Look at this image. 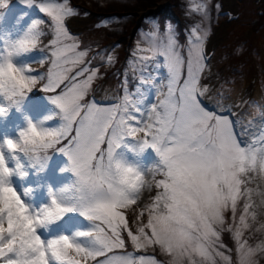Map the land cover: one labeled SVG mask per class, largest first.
I'll return each instance as SVG.
<instances>
[{
    "label": "snow or ice",
    "instance_id": "6c2138e0",
    "mask_svg": "<svg viewBox=\"0 0 264 264\" xmlns=\"http://www.w3.org/2000/svg\"><path fill=\"white\" fill-rule=\"evenodd\" d=\"M23 2L31 4L33 0ZM7 3L0 0V7ZM39 8L54 25L50 66L46 74H32L31 68L27 71L34 83L46 80L41 91L53 93L48 99L59 113H52L49 119L60 115L62 122L47 130L52 137L48 147L67 157L69 164L62 171L70 170L76 179L61 191L59 201L57 194L50 192V205L25 213L23 231H17L13 221L0 214V264H81L77 257L84 261L90 258L96 264H159L154 257L116 254L115 250L125 248L122 230L127 231L136 249L159 246L173 257L172 264H184L185 258L189 264H217L216 257L231 264V257L216 246L225 230L226 213L230 211L235 221L241 198L245 202L239 224L229 226L227 231L237 242L239 264H255V255L264 252V242L252 247L241 238L243 229L250 226L247 218L256 219L257 213L251 211L253 195H259L264 203V191L249 186L255 180L252 173L264 176V123L258 134L249 137L247 129L239 130L243 120L232 112V105L209 110L202 103L207 91V86H201L207 55L204 36L197 32L199 26L192 29L194 39L186 52L171 32L162 36L154 33L158 42L149 49H140L151 53L141 56V62H153L157 69H166L160 83H153L157 102L150 108L142 107L147 99L143 93L135 101L126 93L111 106L95 101L84 104L96 72L91 71L79 81L69 78L72 68L83 63L87 55L77 50L78 44L65 27V18L74 10L67 0H44ZM41 23L39 19L33 21L19 42L22 47L37 49ZM112 59L109 57L110 62ZM86 72L89 70L84 68L77 76ZM69 79L70 86L57 93ZM155 79L150 77L148 82ZM126 137L138 141L141 151L149 146L154 149L158 163L142 171L119 158L117 149ZM146 172H151L150 181ZM153 185L157 191L140 212L141 216L147 212V222L134 233L122 210L135 205L142 189ZM74 210L93 223L92 231L46 242L37 234L38 225L57 221ZM77 236H91L92 243L82 246L75 242ZM41 256L42 261L38 259ZM194 257H200V261Z\"/></svg>",
    "mask_w": 264,
    "mask_h": 264
},
{
    "label": "rangeland",
    "instance_id": "374dc122",
    "mask_svg": "<svg viewBox=\"0 0 264 264\" xmlns=\"http://www.w3.org/2000/svg\"><path fill=\"white\" fill-rule=\"evenodd\" d=\"M173 1L157 0L154 6L143 9V3L140 2L144 0H67L68 7L74 10V14L65 18V27L73 41L78 44L77 50L87 52L84 62L72 68L68 74L69 78L76 77L79 81L85 79L91 71L96 72L84 97V99L87 96L89 98L86 101L83 100L82 103L95 101L102 106H111L120 102L126 93L130 94L134 101L143 93L147 99L142 107L150 108L153 103L157 102L153 83H160V77L166 73V69H157L153 62H141L139 59L141 56L151 53L142 52L140 49H149L158 42L159 37L153 35L154 33L162 36L166 32H171L175 35L181 50L186 52L190 40L194 39L192 29L199 26L197 32L204 36V51L207 55L205 61L207 67L201 78V86H207V91L202 97V103L209 110L232 105V112L237 113L243 120V128L239 130L247 129L249 137L252 133L258 134L260 125L264 123V1L179 0L178 14L184 21L181 28L176 25L178 19L172 18L171 14L166 19H160L161 16H159L160 9L164 5L173 9ZM41 2L44 0H33L31 4L24 3L23 0H8L6 5L0 7V52L3 51L6 40L22 36L34 20L42 21L38 26L42 35L37 49L16 58V63L28 64L33 70L32 74L36 75L46 74L50 66L48 62L51 52L50 42L55 38L51 18L42 13L39 8ZM56 2L64 3V0H56ZM202 5L204 6L203 11L201 10ZM78 6L84 10L79 11ZM135 6L138 10L130 14L135 16L133 21L135 23L137 21L138 26L133 33L131 31L128 33L127 57L124 65H118L115 57L117 51L123 46L121 48L119 44L115 46L111 44L115 43L117 33L127 25L125 23L128 17L119 18L117 14L124 10L131 11L130 9ZM108 9L110 13H106ZM145 12H148V15L139 19V16ZM98 14L104 15L98 17ZM42 25L45 29L41 28ZM83 32H89V36L95 35L98 37L96 40L105 42L103 49L106 53L103 59L100 58L101 53H96L99 49L98 45L90 46L85 44V40L83 42L81 37ZM109 57L113 58L111 62ZM42 58L45 62H40ZM160 59L162 62V58ZM84 68H87L89 72H86L84 76H77V73ZM107 69H111L114 73L109 71L104 74L102 71ZM150 77H156L155 81L148 82ZM70 82L71 79L66 80L57 93L62 91L66 85L70 86ZM44 83L46 80H38L36 89H41ZM137 89L140 91L138 92ZM31 93L23 102L20 111L13 108L7 116H0V140H3L5 136L16 137L17 130L25 127L26 116L37 121L46 115L59 113V109L48 99L53 93L43 92L33 96ZM61 122L60 115H56L46 122V126L58 127ZM50 154L51 159L46 166H30L27 161H24L27 175L23 178L17 175L11 177V182L21 194V198L31 206L30 211L38 212L42 206L50 205L52 198L50 192L55 193L65 184L75 180L70 170L60 171L69 164L67 157L55 150ZM117 156L142 171L151 168L159 161L154 149L149 146L141 151L139 142L132 137L125 138L117 149ZM21 159L24 158L21 157ZM12 165L13 162L9 158V166ZM251 175L255 177V180L249 186L258 191H264V176L258 172ZM146 178L151 180V172H146ZM159 178L158 176L157 179ZM26 189L28 190L27 195L25 194ZM156 191L154 185L151 189L145 187L136 204L122 210L134 233L141 223L147 222V212L143 216L140 212L145 205L151 202ZM261 199L259 195H253L254 208L251 211L257 213L256 219L253 221L250 216L247 218L250 226L243 229L241 238L252 247L264 242V203ZM244 202V198L238 202L235 221L230 211L226 213L224 229L239 224ZM93 229V223L79 211L74 210L66 213L57 221L38 226L36 232L46 242L51 238H58L62 235L72 237L77 232H89ZM230 235L233 241L230 249L223 246L221 241L216 247L231 257V264H239L237 242L231 232ZM122 236L126 241L125 248L115 250L116 254L128 253L134 257H154L159 264H172L173 257L162 251L159 246L136 249L127 237L126 230H122ZM92 239L91 236H77L75 242L87 247L92 243ZM77 258L81 259V264H96V261L90 258L87 261H84L82 257ZM99 259L103 258L97 257V260ZM194 259L200 261V257H194ZM216 261L217 264H224L219 257H216ZM254 261L255 264H264V252H258ZM184 264H189L187 258Z\"/></svg>",
    "mask_w": 264,
    "mask_h": 264
},
{
    "label": "clouds",
    "instance_id": "9594fccd",
    "mask_svg": "<svg viewBox=\"0 0 264 264\" xmlns=\"http://www.w3.org/2000/svg\"><path fill=\"white\" fill-rule=\"evenodd\" d=\"M31 24L19 38L6 40L3 51L0 52V116H7L13 108L20 111L29 93L36 89L37 83L33 82L27 71L29 65L16 63L17 57L36 49H25L19 43L25 38ZM49 116L46 115L37 121L26 116L25 127L17 130L16 137L5 136L3 140H0V214L11 219L17 231L24 230L25 213L31 214L35 211H30L31 206L21 198V194L11 182V177L17 175L23 178L27 175L24 161H27L30 166L41 165L43 167L51 159L50 152L52 149L48 147V144L52 137L47 131L49 127L46 126V122L51 120ZM21 157L24 159L22 160ZM9 158L13 162L11 167L9 166ZM127 164L136 167L133 164ZM17 165L20 167L18 168ZM63 169L65 168H61L60 171L63 172ZM72 183L73 181L65 184L55 192L58 201L61 191ZM27 193L28 190L26 189L25 194L27 195ZM4 225L3 231L6 232L7 219L4 220ZM41 225L44 224L38 226ZM38 259L42 261L43 257Z\"/></svg>",
    "mask_w": 264,
    "mask_h": 264
},
{
    "label": "trees",
    "instance_id": "16d2710c",
    "mask_svg": "<svg viewBox=\"0 0 264 264\" xmlns=\"http://www.w3.org/2000/svg\"><path fill=\"white\" fill-rule=\"evenodd\" d=\"M11 1V0H10ZM262 1H264V0H262ZM157 2V0H144V2H140V3H143V9L144 8H147V7H152V6H154L155 5V3ZM72 4L74 3L73 1L71 2ZM173 5H174V7H173V9H170L167 5H164L163 7H161V11H160V14H159V16H161V18L160 19H166V18H168L169 17V14H171V16H172V18H176V19H178V20H176V25H177V27H179V28H181V24L184 22L183 21V18L181 17V15L180 14H178V9H177V7H178V5H179V0H174L173 2ZM75 4V3H74ZM73 4V5H74ZM2 8V7H1ZM77 9L79 10V11H83L84 9L82 8V7H80V6H78L77 7ZM131 11H134V10H138V8L135 6V7H132L131 9H130ZM127 11V12H126ZM129 10H124L122 13H119V14H117V16H119V18H123V17H128V20L126 21V23L125 24H127L126 26H125V28L122 30V31H120L119 33H117L118 34V36H117V38H116V40H115V43H112L111 45H117V44H119V45H121V48H122V46H123V48L122 49H119L118 51H117V54H116V57H115V60H116V62H117V64L118 65H124V60H125V58L127 57L126 55H127V53H128V50H129V47H128V44H129V42H128V33L131 31V28L134 26V24H135V22L133 21V17H135L134 15H131V14H129V12H131V11H129ZM106 13H110V11H109V9H108V11L106 12ZM99 16L98 17H100V16H102V15H104V14H98ZM48 22V21H47ZM46 23V22H45ZM41 28L42 29H45V26H41ZM81 37H82V39H83V42H84V40H85V44L86 45H90V46H93V45H98V47H99V49L96 51V53H98V54H100L101 53V56H100V58L101 59H103L104 58V56H105V53H106V50L105 49H103L104 48V46H105V42H101V41H99V40H96L98 37L97 36H95V35H93V36H89V32H83V36H82V34H81ZM97 37V38H96ZM181 39H182V35H181V37H180ZM180 42H183V41H180ZM113 46V47H114ZM95 53V54H96ZM94 54V55H95ZM109 71H111V72H113L111 69H107V70H103L102 72L104 73V74H107V73H109ZM114 73V72H113ZM58 90H60V89H57V91ZM44 91H41V89H36V90H34V92H32L31 93V96H33V95H39V94H42ZM88 98H89V96H87L84 100L86 101V100H88ZM116 103H118V102H116ZM115 103V104H116ZM65 142V141H64ZM64 142H62V144L64 143ZM104 145H102V147H103ZM51 151H54V150H51ZM220 241L222 242V244H223V246H225V247H227V248H231L232 246H233V241H232V238H231V235H230V232L229 231H227V229L225 228V230L224 231H222V233H221V239H220Z\"/></svg>",
    "mask_w": 264,
    "mask_h": 264
},
{
    "label": "water",
    "instance_id": "95a60500",
    "mask_svg": "<svg viewBox=\"0 0 264 264\" xmlns=\"http://www.w3.org/2000/svg\"><path fill=\"white\" fill-rule=\"evenodd\" d=\"M130 13H133V12H130ZM146 15H148V12H145L144 14H142L141 16H139V19H141L143 16H146ZM137 26H138V22H136L135 26L132 28L131 33H133L135 31V29L137 28Z\"/></svg>",
    "mask_w": 264,
    "mask_h": 264
}]
</instances>
